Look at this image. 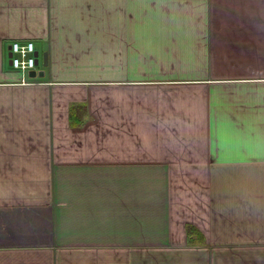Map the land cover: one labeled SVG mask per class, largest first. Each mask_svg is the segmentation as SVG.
<instances>
[{
	"label": "crops",
	"instance_id": "0c3cea01",
	"mask_svg": "<svg viewBox=\"0 0 264 264\" xmlns=\"http://www.w3.org/2000/svg\"><path fill=\"white\" fill-rule=\"evenodd\" d=\"M0 264H264V0H0Z\"/></svg>",
	"mask_w": 264,
	"mask_h": 264
},
{
	"label": "built area",
	"instance_id": "2783aa9c",
	"mask_svg": "<svg viewBox=\"0 0 264 264\" xmlns=\"http://www.w3.org/2000/svg\"><path fill=\"white\" fill-rule=\"evenodd\" d=\"M10 50V60L11 66L19 70L24 77H22V82H29L30 79H26L25 75L31 70L36 68V55L34 42L31 40L18 41L12 40L9 43Z\"/></svg>",
	"mask_w": 264,
	"mask_h": 264
},
{
	"label": "water",
	"instance_id": "95a60500",
	"mask_svg": "<svg viewBox=\"0 0 264 264\" xmlns=\"http://www.w3.org/2000/svg\"><path fill=\"white\" fill-rule=\"evenodd\" d=\"M36 56H37V64H39V63L41 62L43 68H40V69H37V70H36V69L31 70V71L29 72V74H28L29 77H31V78H35V77H44V76H45V69H44V67L47 66V55H46V53L44 52V53L42 54L41 59H39L37 53H36Z\"/></svg>",
	"mask_w": 264,
	"mask_h": 264
},
{
	"label": "bare ground",
	"instance_id": "6f19581e",
	"mask_svg": "<svg viewBox=\"0 0 264 264\" xmlns=\"http://www.w3.org/2000/svg\"><path fill=\"white\" fill-rule=\"evenodd\" d=\"M35 47V46H34ZM35 55H36V52H35ZM36 70H37V56H36V68H35Z\"/></svg>",
	"mask_w": 264,
	"mask_h": 264
}]
</instances>
